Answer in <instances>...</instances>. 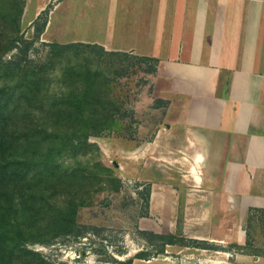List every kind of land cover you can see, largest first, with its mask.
I'll list each match as a JSON object with an SVG mask.
<instances>
[{"label":"crops","instance_id":"crops-1","mask_svg":"<svg viewBox=\"0 0 264 264\" xmlns=\"http://www.w3.org/2000/svg\"><path fill=\"white\" fill-rule=\"evenodd\" d=\"M24 2L34 21L46 13L49 41L155 60L165 105L146 168L158 181L150 182L151 209L178 229L167 234L210 244L186 246L187 254L233 264L219 247H242V218L264 209V0ZM235 252L237 264H264V252Z\"/></svg>","mask_w":264,"mask_h":264},{"label":"rangeland","instance_id":"rangeland-1","mask_svg":"<svg viewBox=\"0 0 264 264\" xmlns=\"http://www.w3.org/2000/svg\"><path fill=\"white\" fill-rule=\"evenodd\" d=\"M14 4L0 0V47L5 48L0 50V65L30 84L34 98L26 105L38 114L40 101L48 95L73 94L85 97L78 113L92 111L98 118L90 122L87 143L80 147L75 145L80 139L74 124L68 126L67 121L57 140L42 145L56 149L58 169L42 173L50 202L57 211L66 208L72 222L70 231L54 236L34 229L26 246L42 254L35 264H208L205 255L187 254L185 247L210 244L186 239L179 231L176 243L182 252H167L163 240L171 233L166 232L178 229L151 209L150 182L158 181L146 174V168L153 165L150 144L164 109L158 106L165 105L158 96L155 61L96 44L49 41L43 32L46 13L34 21L23 10L18 19L19 5ZM11 19H18L17 26ZM0 81L7 80L0 76ZM12 101L18 103L17 98ZM65 132L71 137L63 136ZM178 212L175 217L184 221L185 213ZM254 213L242 218L248 225L243 248L233 242L218 246L230 250L233 264L238 263L235 250L264 252V213Z\"/></svg>","mask_w":264,"mask_h":264},{"label":"trees","instance_id":"trees-1","mask_svg":"<svg viewBox=\"0 0 264 264\" xmlns=\"http://www.w3.org/2000/svg\"><path fill=\"white\" fill-rule=\"evenodd\" d=\"M14 3L19 5V19L25 2L14 0ZM18 19H11L15 26ZM3 48L0 47V50ZM2 69L0 76L7 81H0V264H35L42 254L26 246L34 229L54 236L56 232L70 231L72 222L66 218L69 215L64 212L66 208L57 211L50 202L48 180L44 179L42 173L51 174V171L58 169L57 159H53L56 149L48 145L42 149V145L57 140L56 137L63 131V122L67 121L68 126L71 122L74 124L75 136L80 139L75 145L80 147L87 143L90 122L94 118L96 122L98 118L92 111L78 113V103H84L85 97L73 94L48 95L43 102L40 101L39 113H32L26 105L34 98L32 89L29 92L27 88L30 84L16 77L7 65H0V71ZM9 77L13 79L8 80ZM16 98L17 104L12 101ZM8 104H11L10 109L4 110ZM81 126H85V130ZM71 135L63 133L68 138ZM261 211L264 213V209ZM167 236L164 243L177 242L176 234Z\"/></svg>","mask_w":264,"mask_h":264}]
</instances>
